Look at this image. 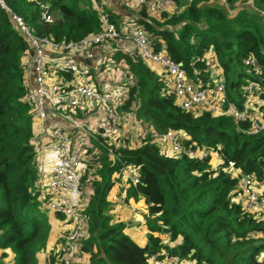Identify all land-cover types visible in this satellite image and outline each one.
<instances>
[{
	"label": "trees",
	"instance_id": "1",
	"mask_svg": "<svg viewBox=\"0 0 264 264\" xmlns=\"http://www.w3.org/2000/svg\"><path fill=\"white\" fill-rule=\"evenodd\" d=\"M4 1L6 8L0 6V264L6 260L42 264L40 253L44 264H55L59 256L55 245L71 225L64 213L54 212L53 218L63 228L58 229L54 246L48 245L54 221L40 199L35 118L25 99L33 77L31 46L9 11L20 15L32 33L57 43L98 32L101 20L92 0H40L49 4L52 22L40 19V7L34 1ZM130 1L115 10L109 0H100V9L116 24L126 16H138L137 23L145 27L153 48L159 50L164 44L166 53L193 82L205 84L212 63L224 77L229 100L239 107L248 78L264 85V0H174L172 10L158 18L145 7L134 8ZM249 56L257 59L261 76L244 69L243 60ZM112 58L121 60L133 79L125 108L137 105L145 126L183 130L186 146L214 148L221 158L212 166L210 156L165 155L150 138L131 144L122 137L113 143L100 134L85 136L87 164L97 173L89 180L85 174L82 177L88 198L78 250L86 254L88 264H149L147 257L154 251L178 254L197 264H264L257 258L264 250L263 215L246 208L239 174L227 163L232 159L264 180V130L252 132L247 119L184 110L176 102L170 80L137 55L115 51ZM259 96L261 102L256 93L250 102L257 115L264 108V91ZM77 116L83 117L79 112ZM80 134V129H74V137ZM129 163L139 168L140 179L135 185L126 184V198L144 207L139 212L150 230L143 245L124 231L127 221L110 213L109 193L114 186L121 192L119 179ZM154 231L169 232L173 242Z\"/></svg>",
	"mask_w": 264,
	"mask_h": 264
},
{
	"label": "built area",
	"instance_id": "2",
	"mask_svg": "<svg viewBox=\"0 0 264 264\" xmlns=\"http://www.w3.org/2000/svg\"><path fill=\"white\" fill-rule=\"evenodd\" d=\"M31 1L39 4L42 21H53L49 4ZM130 2L136 9L145 7L147 13L156 18L175 6L174 0ZM92 3L99 12V31L76 41L59 43L35 35L20 15L9 11L33 51V79L29 82L25 99L35 118V152L36 158L41 160L40 199L46 211L64 213L71 225L56 243L55 252L59 256L55 264H88L86 254L78 250V236L86 228L84 205L88 198L87 188L82 185L87 163L83 145L85 136L100 134L113 143L122 137L131 144H140L150 138L165 155H186L198 159L215 156L216 163L221 158L214 148L186 146L183 130L167 128L158 131L145 126L138 116L137 105L125 108L130 96L129 84L133 79L128 76L123 62L112 58L115 51L135 54L152 70L167 77L182 109H202L215 115L233 116L236 120L247 119L252 132L264 130V111L259 115L253 114L250 103L254 93L259 96V92L264 91L260 81L248 78L244 86V102L239 107L229 100L222 80L224 77L212 63L205 84L195 83L166 53L164 44L159 50L153 48L145 27L137 23L138 16H126L116 24L100 9V0H92ZM0 6L6 8L4 0H0ZM243 65L249 75H262V68L254 56L244 58ZM78 112L83 119L77 116ZM46 122H49L47 126ZM76 128L81 130V134L74 137ZM48 154H52L51 159L48 158L51 165L45 166L43 164L47 161H43V156ZM227 163L233 172L239 174L246 208L261 212L264 218V180L259 179L254 171L242 170L232 159ZM122 171L119 194L124 199L127 196L126 184L135 185L140 178L139 168L134 164H126ZM260 234L264 239V228ZM257 258L264 261V250L258 253ZM147 261L149 264H186L178 254L166 251L151 252Z\"/></svg>",
	"mask_w": 264,
	"mask_h": 264
},
{
	"label": "rangeland",
	"instance_id": "3",
	"mask_svg": "<svg viewBox=\"0 0 264 264\" xmlns=\"http://www.w3.org/2000/svg\"><path fill=\"white\" fill-rule=\"evenodd\" d=\"M220 3V0H218ZM250 0L247 1V3H249ZM116 7H121V4L116 3ZM233 11V10H232ZM243 69V67H240ZM30 70V68H29ZM245 71V70H244ZM247 71V70H246ZM262 91L259 92V95ZM258 100L261 102L262 98H260V96H258ZM264 111V108H263ZM80 119H83V117H81ZM86 120V119H85ZM211 165L213 166L216 161H215V156H213L210 159ZM86 175V180H89L90 178H92V176L96 173V169L95 167H92V169H89L88 164L86 163V169L84 170V173ZM84 178V179H85ZM87 182V181H86ZM120 198V200H119ZM109 199L111 200V202L113 203V206L110 209V213L113 215V218L117 219V220H121L122 218H117V214L119 212L120 209L118 208H122L121 210L123 211V217H124V221H127V223L129 224V227H125L124 231L130 236L132 237L137 243H143L145 244L144 240H145V234L147 237V231L149 232V228L147 230V228L144 226L143 224H145V218L144 216H142L140 214L139 211L143 212L144 207L140 204V202H135L133 198H129L127 197L126 199L121 198L120 194H119V187L114 186L113 189L110 191L109 193ZM44 208V207H43ZM146 216L148 217V215L146 214ZM155 235H160L163 239H167L168 242L172 243V239H171V234L167 233H157L156 231L153 232ZM142 244V245H143ZM39 258L42 260H44V255L43 253H40ZM186 264H197L194 261H185ZM5 264H11V262L9 260L5 261Z\"/></svg>",
	"mask_w": 264,
	"mask_h": 264
},
{
	"label": "crops",
	"instance_id": "4",
	"mask_svg": "<svg viewBox=\"0 0 264 264\" xmlns=\"http://www.w3.org/2000/svg\"><path fill=\"white\" fill-rule=\"evenodd\" d=\"M125 0H109V2H108V0H107V2L109 3V6H111L112 8H114L115 10H116V8H119V7H116V3H119V4H122V2H124ZM30 64H31V61H30ZM31 73H32V71H31ZM33 74V73H32ZM30 80H29V82H31V79H33V77H30L29 78ZM51 157H52V154H48L46 157H44L43 156V161H47V163H44L43 165H45V166H50L51 165V162H50V160L49 159H51ZM49 158V159H48ZM49 161V162H48ZM119 200H120V198H119ZM118 209H120L119 210V212H118V214H117V218H122L121 220H123L124 221V217H123V211L121 210L122 208L120 207V208H118ZM56 213V212H55ZM47 214L49 215V216H51V219H52V221H54L53 222V225L54 226H56L55 228H54V226H53V229H54V231H53V235H52V238L48 241L49 243H48V245L51 247V246H54V244H55V242H54V239H55V237H58V235H59V232H58V229L61 227V229L63 228V224H61V222L60 221H58V220H56L55 218H53V216H54V212L53 211H47ZM126 221V220H125ZM127 221H129V220H127ZM146 227L147 228V225L146 224H143V227ZM126 227H129V224H127V226ZM147 230H148V228H147ZM146 241H147V237H146V234H145V240H144V242L146 243ZM140 245H142L143 243H139ZM56 246V245H55ZM43 261L44 260H42V264H44L43 263Z\"/></svg>",
	"mask_w": 264,
	"mask_h": 264
},
{
	"label": "water",
	"instance_id": "5",
	"mask_svg": "<svg viewBox=\"0 0 264 264\" xmlns=\"http://www.w3.org/2000/svg\"><path fill=\"white\" fill-rule=\"evenodd\" d=\"M32 53H33V51L31 50V51H30V55H32Z\"/></svg>",
	"mask_w": 264,
	"mask_h": 264
}]
</instances>
